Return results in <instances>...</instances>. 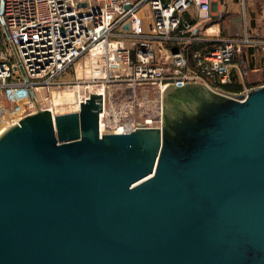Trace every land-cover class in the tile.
I'll return each instance as SVG.
<instances>
[{
  "label": "water",
  "instance_id": "95a60500",
  "mask_svg": "<svg viewBox=\"0 0 264 264\" xmlns=\"http://www.w3.org/2000/svg\"><path fill=\"white\" fill-rule=\"evenodd\" d=\"M34 102L0 131V264H264V83H163L128 132L101 93Z\"/></svg>",
  "mask_w": 264,
  "mask_h": 264
},
{
  "label": "built area",
  "instance_id": "2783aa9c",
  "mask_svg": "<svg viewBox=\"0 0 264 264\" xmlns=\"http://www.w3.org/2000/svg\"><path fill=\"white\" fill-rule=\"evenodd\" d=\"M221 1L0 0V91L24 115L35 100L56 112L43 90L77 87V110L85 92L101 88V132L159 127L163 83H225L241 45L252 43L245 34L217 38L207 50L177 45L190 25L183 14L194 8L200 12L195 21L208 19ZM75 63L72 80H57ZM5 106L0 101V123Z\"/></svg>",
  "mask_w": 264,
  "mask_h": 264
},
{
  "label": "crops",
  "instance_id": "0c3cea01",
  "mask_svg": "<svg viewBox=\"0 0 264 264\" xmlns=\"http://www.w3.org/2000/svg\"><path fill=\"white\" fill-rule=\"evenodd\" d=\"M256 7L257 0H222L213 5L215 13L211 14L210 18L197 21L195 18L200 16V12L191 8L183 14V21L190 24L189 30L185 31V37L177 45L193 50L188 48L193 43L201 47L204 42L217 43V38L244 37L246 34L252 39V43L242 44L240 51L233 57L230 79L227 82L238 85L237 91L264 83V48L261 43L264 41V31L255 29V24L253 27L249 25V22H255L257 19ZM229 15L230 21L227 19ZM235 17L240 18L238 26L233 22ZM212 19L215 22H211ZM188 38L193 39L189 41Z\"/></svg>",
  "mask_w": 264,
  "mask_h": 264
},
{
  "label": "rangeland",
  "instance_id": "374dc122",
  "mask_svg": "<svg viewBox=\"0 0 264 264\" xmlns=\"http://www.w3.org/2000/svg\"><path fill=\"white\" fill-rule=\"evenodd\" d=\"M256 13L257 14L255 15V17H257L258 20L256 19L257 21L255 20V22L253 21L249 22V25L251 24L252 25L251 27H253V24H255V29L264 31V0H257ZM230 16L231 15L227 17L229 21H230V18H229ZM211 22H215V20L212 19ZM233 22L237 24V26L240 25V18L235 17ZM3 46H4V43L1 42L0 47L2 48ZM77 65H78L77 63L72 65L68 70H66L65 74L63 73L59 75L57 80H61V81L62 80L63 81L72 80L75 77V72H76L75 70L77 68ZM74 90H75L74 87L64 88L62 87V84H61L60 86H55L54 91L51 92V94L49 93V91L47 92V90L45 91L43 90L42 94H48V96L50 97L49 99L51 103H53L54 108L56 109V112H67V111L75 110L73 98H72V95L70 94V92H73ZM67 94L71 95V98L69 100L65 99ZM152 96L153 95L150 93L149 97H152ZM56 100H58V102H56ZM0 101H2L6 105L5 106L6 116H4V118L2 119V122L0 123V129H1L2 127H5L6 125H8V123L11 122L12 119L19 118L20 116H22L23 108L17 109L13 105L9 104V102L4 99L3 90L0 91Z\"/></svg>",
  "mask_w": 264,
  "mask_h": 264
},
{
  "label": "trees",
  "instance_id": "16d2710c",
  "mask_svg": "<svg viewBox=\"0 0 264 264\" xmlns=\"http://www.w3.org/2000/svg\"><path fill=\"white\" fill-rule=\"evenodd\" d=\"M215 44H216L215 42L208 41V42H204V44L201 47H199L200 45H198L197 43H193V44L189 45L188 48H190V49L201 48L202 50H207V49L213 47ZM216 85L220 86L221 88H223L225 90H229V91H237V90H239V86L238 85L230 84V82L218 83Z\"/></svg>",
  "mask_w": 264,
  "mask_h": 264
},
{
  "label": "bare ground",
  "instance_id": "6f19581e",
  "mask_svg": "<svg viewBox=\"0 0 264 264\" xmlns=\"http://www.w3.org/2000/svg\"><path fill=\"white\" fill-rule=\"evenodd\" d=\"M97 90L99 91H97V93H101V88H97ZM77 91H78V88L76 87V89L73 91V92H70V94L72 95V98L74 99V98H76V95H77ZM70 94H67L66 95V98L65 99H70L71 98V95ZM56 102H58V100H56ZM20 108H22V107H20ZM10 124V123H9ZM4 127H2L1 129H0V131L3 129ZM102 129H103V126H102V121L100 122V131H102ZM124 129H126V128H124Z\"/></svg>",
  "mask_w": 264,
  "mask_h": 264
}]
</instances>
